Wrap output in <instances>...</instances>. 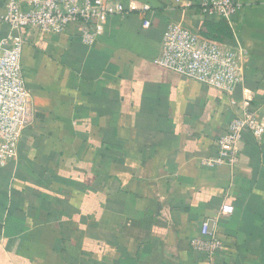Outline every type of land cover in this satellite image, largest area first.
Listing matches in <instances>:
<instances>
[{
  "label": "crops",
  "instance_id": "obj_1",
  "mask_svg": "<svg viewBox=\"0 0 264 264\" xmlns=\"http://www.w3.org/2000/svg\"><path fill=\"white\" fill-rule=\"evenodd\" d=\"M116 1L128 14L90 47L73 27L29 32L33 116L16 160L0 165V264H264V136L244 134L232 169L203 166L236 108L155 64L169 23L205 21L199 0ZM240 2L248 58L233 100L264 124V0ZM204 223L222 245L211 259L190 246Z\"/></svg>",
  "mask_w": 264,
  "mask_h": 264
},
{
  "label": "built area",
  "instance_id": "obj_2",
  "mask_svg": "<svg viewBox=\"0 0 264 264\" xmlns=\"http://www.w3.org/2000/svg\"><path fill=\"white\" fill-rule=\"evenodd\" d=\"M242 9L240 0H199V15L204 19L226 22L231 30V43H218L193 33L182 23H169L161 37L160 53L155 64L182 78L219 91L230 98L236 108L234 118L216 140V154L202 159L209 168H234L239 160L245 133L254 138L264 136V124L244 100H233L246 75L247 52L235 32V19ZM144 4L141 14L150 12ZM128 12L116 0H9L0 25L9 27L0 38V165L16 160L23 131L31 124L33 101L21 69V56L29 41V32L63 34L73 27L85 46H92L103 34L110 17ZM143 26H149L146 20ZM232 205L224 204L221 214H232ZM191 249L209 259L221 250V242L207 223L199 235L190 240Z\"/></svg>",
  "mask_w": 264,
  "mask_h": 264
},
{
  "label": "trees",
  "instance_id": "obj_3",
  "mask_svg": "<svg viewBox=\"0 0 264 264\" xmlns=\"http://www.w3.org/2000/svg\"><path fill=\"white\" fill-rule=\"evenodd\" d=\"M216 19H205L200 25L198 30H194L188 26L193 33L199 35L204 39H209L218 43H223L224 39L232 37V33H230V28L226 24V22L219 20L218 22H213Z\"/></svg>",
  "mask_w": 264,
  "mask_h": 264
}]
</instances>
